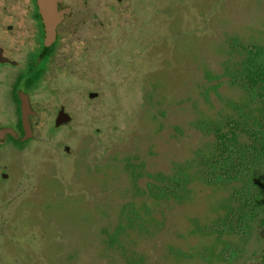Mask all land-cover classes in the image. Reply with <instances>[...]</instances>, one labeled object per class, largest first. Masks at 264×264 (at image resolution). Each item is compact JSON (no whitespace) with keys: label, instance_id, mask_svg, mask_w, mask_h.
Returning a JSON list of instances; mask_svg holds the SVG:
<instances>
[{"label":"rangeland","instance_id":"rangeland-1","mask_svg":"<svg viewBox=\"0 0 264 264\" xmlns=\"http://www.w3.org/2000/svg\"><path fill=\"white\" fill-rule=\"evenodd\" d=\"M136 35L126 90L88 107L93 125L70 135L68 166L55 151L47 183L36 162L35 193L4 223L0 264H238L224 259L239 239L207 230L236 185L208 183L197 161L201 152L215 159L228 119L245 121L228 103L251 105L246 56L264 44V0H149ZM249 109L264 118L260 105ZM176 169L191 179L180 201L166 202L154 189ZM135 212L141 219L127 228ZM211 248L222 262L208 261Z\"/></svg>","mask_w":264,"mask_h":264},{"label":"flooded vegetation","instance_id":"flooded-vegetation-1","mask_svg":"<svg viewBox=\"0 0 264 264\" xmlns=\"http://www.w3.org/2000/svg\"><path fill=\"white\" fill-rule=\"evenodd\" d=\"M148 15L149 0H0V236L8 212H18L35 193L36 162L49 183L53 153L59 151L68 166L70 135L85 124L92 127L88 107L101 105L107 91L117 100L126 90L120 89L132 75L127 70L136 31L146 27ZM255 46L264 50V44ZM260 52L254 106L264 110ZM253 138V165L237 183L253 182L240 234L253 242L242 241L239 264H264V133Z\"/></svg>","mask_w":264,"mask_h":264},{"label":"trees","instance_id":"trees-1","mask_svg":"<svg viewBox=\"0 0 264 264\" xmlns=\"http://www.w3.org/2000/svg\"><path fill=\"white\" fill-rule=\"evenodd\" d=\"M257 48L255 50L250 49L246 57L248 59L249 65L245 67L247 72V86H243V88L247 89L251 98V105L243 98L241 104H229L231 108H234L237 112H239L240 116H243L245 121L240 123L238 120L228 119L226 121V125H228L231 130L228 132H222L217 129L216 137H217V147L216 150L218 152L215 154V159H211L208 157V153L201 152L198 153V174L203 179H208V183L216 182L218 185L229 186L231 183L236 185V188H233V197L226 198L224 203L221 205L219 211L221 212V216L216 218L215 222L207 228L208 235H215L216 237H225L228 235H235L239 241L236 246L232 247L231 251V259L226 260L225 262L230 263L231 260L238 261L239 264L241 249L240 246L242 241L248 243L250 241V236L245 235L241 236L243 232L242 226V208L251 206L252 199L254 197V186L252 180H249V184L239 187L238 181H240V177L242 175H248L250 173L247 170L248 166L253 165V157L255 155V147L252 143L249 145L248 143H242L238 138V131L249 135L252 142H254L253 136L257 133H264V123L262 120L259 123L257 115L254 114L255 106H253V102L255 100L256 92L254 91V82L255 79L261 74L259 68L256 65V57L257 53H259ZM264 54V50L260 52V55ZM233 76V75H231ZM252 106V107H251ZM249 108H252L250 110ZM257 110V108H255ZM247 121V122H246ZM257 123V125H256ZM258 131V132H257ZM242 133V134H243ZM214 162V163H212ZM215 165H218L217 168ZM217 170V171H216ZM131 174H135L137 178H141L140 172L136 171L134 168L131 169ZM191 177L189 173L184 170L176 169L170 176H161L160 181L164 183L161 188L154 189L157 197L163 199L167 202L168 199H174L176 201H180V197L177 193L178 189L185 190L190 182ZM210 179V180H209ZM248 220H253V211L250 210L247 215ZM134 219H141V217L135 212L132 217H127V225L131 223ZM246 223V229L248 228V222ZM132 225H128L127 228ZM109 240L112 242H116L118 240L117 236H109ZM230 248L229 243H224V251L227 252ZM225 253L222 252V255ZM216 258L214 255L213 249L208 250V261ZM219 261H221V256H218ZM215 259V260H218ZM223 260V259H222Z\"/></svg>","mask_w":264,"mask_h":264}]
</instances>
